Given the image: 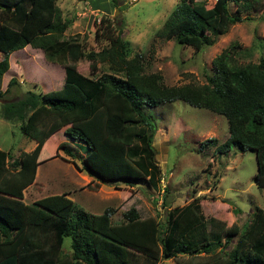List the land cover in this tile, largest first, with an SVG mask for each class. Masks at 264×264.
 I'll list each match as a JSON object with an SVG mask.
<instances>
[{
	"label": "trees",
	"instance_id": "1",
	"mask_svg": "<svg viewBox=\"0 0 264 264\" xmlns=\"http://www.w3.org/2000/svg\"><path fill=\"white\" fill-rule=\"evenodd\" d=\"M57 1L0 0V98L16 83L10 79L2 92L9 56L26 46L41 50L46 62L64 71L58 91H29L18 101L2 104L3 118L20 121L22 134L35 147L10 164L9 152L0 150V264H158L160 259L176 264H264V211L257 206L251 221L240 228L206 219L197 197L170 210L161 227L152 217L142 218L134 207L122 214V222L112 223V208L92 215L77 208L66 194L30 205L23 202L22 191L34 181L37 166L49 159L43 151L56 133L86 146L78 168L100 183L121 180L158 190L156 123L145 110L177 101L226 119L225 141L207 139L199 151L204 147L214 154L227 153L231 147L252 151L257 165L254 181L264 189V57L257 64L240 65L231 45L212 61L215 74L206 78L205 85L169 87L159 74L144 72L141 55L128 57V45L108 16L102 15L96 25L95 41L105 43L98 52L87 51L76 37L64 39L71 22L62 20ZM213 1L205 9L204 2L178 0L157 36L200 51L241 21L230 14L229 4L247 12L260 10L263 2ZM81 59L91 63V71L99 65L105 71L97 77L84 76L77 70ZM85 124L91 129L87 137ZM59 145L55 152L64 147ZM63 151L72 155L65 147Z\"/></svg>",
	"mask_w": 264,
	"mask_h": 264
},
{
	"label": "rangeland",
	"instance_id": "2",
	"mask_svg": "<svg viewBox=\"0 0 264 264\" xmlns=\"http://www.w3.org/2000/svg\"><path fill=\"white\" fill-rule=\"evenodd\" d=\"M198 1L204 2L205 9H209L214 2ZM116 2L112 5L111 0H58L56 5L62 20L71 22L63 38L76 37L83 41L87 51L96 53L105 45L95 41L96 25L102 15L108 16L114 20L121 39L128 45V57L141 55L144 72L159 74L163 84L169 87L205 85L206 78L215 74L212 61L231 45L236 48L235 58L240 65L257 64L264 57V0L257 11L239 12L229 4L230 14L239 16L241 21L230 25L213 45L200 51L157 36L178 0ZM90 66L87 59H81L77 70L84 76L95 77L101 74L100 71H105L99 68L100 65L91 71ZM12 78L16 83L3 95V100L18 101L29 91L54 93L63 86L64 72L61 66L46 62L41 50L26 46L9 56V69L2 79V92ZM145 112L156 123L153 148L161 169L158 190L144 183L128 184L121 180L98 184L100 180L78 168L87 154L86 146L56 133L43 151L44 156H50L47 160L50 161L40 166V180L49 182L41 187L40 196L49 195L52 191L68 192L79 209L91 214H101L104 209L112 208L115 210L112 223L122 222V214L134 207L142 218L152 217L161 227L166 225L170 210L182 208L197 197L206 219L214 218L227 226L232 223L240 228L246 226L252 219L255 206L264 211V189H258L254 181L257 165L252 151H241L236 147L223 154H214L213 149L207 147L199 151L200 144L207 139L215 138L219 144L225 141L228 125L223 116L179 101L156 109L147 108ZM85 125L87 137L91 129L88 124ZM20 126L21 122L16 119L7 121L3 118L0 104V150L9 152L8 164L21 152L32 150L31 145H34L22 134ZM57 141L63 142L72 155L63 151L64 147L58 148L56 154ZM69 244L70 239H64L63 250L66 253ZM233 244L231 242L225 252ZM158 264L176 263L173 259H160Z\"/></svg>",
	"mask_w": 264,
	"mask_h": 264
},
{
	"label": "crops",
	"instance_id": "3",
	"mask_svg": "<svg viewBox=\"0 0 264 264\" xmlns=\"http://www.w3.org/2000/svg\"><path fill=\"white\" fill-rule=\"evenodd\" d=\"M24 49V48H23ZM22 50V49H21ZM41 53H42V51H41ZM42 57H43V53H42ZM44 59V58H43ZM54 65V64H53ZM64 72V71H63ZM5 75V74H4ZM3 75V76H4ZM3 79V78H2ZM57 144H55V145H58V143L59 144H62L63 142H56ZM63 145H65L64 143L62 144V146ZM32 146V150L34 149V147H35V142H34V145H31ZM65 147V146H64ZM32 150H30V151H32ZM29 151V152H30ZM28 152V151H27ZM50 161V160H49ZM49 161H45V162H43V163H41V164H39L38 166H37V168H36V171H35V179H34V181L30 184V185H28L23 191H22V194H23V202L25 203V204H27V205H30V204H32V203H34V202H36V201H38V200H40V199H42V198H45V197H48V196H54V195H62V194H66L67 195V198L68 199H70V193H65V192H63V193H59V192H57V191H52L49 195H48V193L47 194H45V196L43 197H41L40 196V194H41V190H42V186L44 185V184H48V182L49 181H47L46 183H44V182H41V178H42V174H41V172H40V166L41 165H43V164H45L46 162H49ZM52 161V160H51ZM86 174V173H85ZM41 182V183H40ZM98 184H103V183H99L98 182ZM48 189V188H47ZM48 191V190H47ZM92 192H94V191H92ZM95 193H97V192H95ZM39 196V197H36L35 198V196ZM26 199L28 200V202H26ZM71 200V199H70ZM72 201V200H71ZM73 202V201H72ZM74 203V202H73ZM75 204V203H74ZM76 206V205H75ZM77 207V206H76ZM78 208V207H77ZM105 210V209H104ZM104 212V211H103ZM102 212V213H103ZM101 213V214H102ZM89 214H91V213H89ZM92 215H100V214H92ZM113 216V215H112ZM111 216V217H112Z\"/></svg>",
	"mask_w": 264,
	"mask_h": 264
},
{
	"label": "water",
	"instance_id": "4",
	"mask_svg": "<svg viewBox=\"0 0 264 264\" xmlns=\"http://www.w3.org/2000/svg\"><path fill=\"white\" fill-rule=\"evenodd\" d=\"M7 102H10V101H6V100H0V104H5Z\"/></svg>",
	"mask_w": 264,
	"mask_h": 264
}]
</instances>
